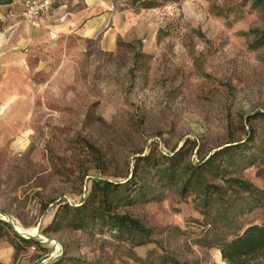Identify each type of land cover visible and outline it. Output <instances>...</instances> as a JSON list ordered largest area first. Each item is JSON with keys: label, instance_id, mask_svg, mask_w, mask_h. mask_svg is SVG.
Returning a JSON list of instances; mask_svg holds the SVG:
<instances>
[{"label": "rangeland", "instance_id": "374dc122", "mask_svg": "<svg viewBox=\"0 0 264 264\" xmlns=\"http://www.w3.org/2000/svg\"><path fill=\"white\" fill-rule=\"evenodd\" d=\"M60 1L72 12L84 0ZM10 3L0 6V219L38 243L16 250L0 238V264H227L217 243L264 223V0H101L135 14L112 50L66 19L49 41L22 17L24 0ZM177 151V178L161 177ZM215 153L218 173L186 188ZM96 181L130 182L94 199L144 233L54 222Z\"/></svg>", "mask_w": 264, "mask_h": 264}, {"label": "trees", "instance_id": "16d2710c", "mask_svg": "<svg viewBox=\"0 0 264 264\" xmlns=\"http://www.w3.org/2000/svg\"><path fill=\"white\" fill-rule=\"evenodd\" d=\"M1 3H10L11 0H0ZM145 7H150V5H145ZM264 43V33L262 37H260L256 45ZM242 145H234L232 147H227L223 150L224 155H230V150L233 148H240ZM180 151L175 152L172 156L168 158L170 165L167 167H157V170L160 172L161 177H166L168 179L177 178V172L175 170V166L179 164V155ZM219 153H215L206 160L202 162V164L198 166L191 167V171L189 173V177L184 180L185 187L191 186V180L194 178L199 186L201 183L199 181L200 177L203 176V173H218V163H217V155ZM138 161L149 162L150 155L139 156L137 158ZM138 161L136 165H138ZM151 163V162H149ZM198 167V168H197ZM133 180V179H132ZM135 180V179H134ZM136 182V181H134ZM134 187L137 186V182L134 183ZM130 182L125 181L124 183H113L110 181H96L93 183V188L90 190L88 197L84 199L81 204L76 206H71L68 204L63 205V210L65 215H69L67 217L63 216L59 220H57V216L54 222H62L65 220L66 225H70L75 229H86L89 227V224L95 220V218L100 219V229L104 228L112 229L115 231L127 230L129 232L136 231L139 233H144L145 229L140 223L134 219L130 218L126 215H112L107 212L101 211V205L99 202H95L94 194L96 193V188L99 193L102 195L103 199L100 202H103L108 197V194L119 197L120 194L129 188ZM138 190L142 189L139 185ZM101 211V212H100ZM10 234L12 236H10ZM4 236L7 237L11 245L18 250L21 246V243H34L33 238H25L19 235L10 225L9 222L0 219V238ZM137 245L143 244V242L136 243ZM220 253L222 259L227 264H259V262H264V223L263 224H250L246 226L241 233L235 234L232 238L226 240H220L216 246Z\"/></svg>", "mask_w": 264, "mask_h": 264}, {"label": "crops", "instance_id": "0c3cea01", "mask_svg": "<svg viewBox=\"0 0 264 264\" xmlns=\"http://www.w3.org/2000/svg\"><path fill=\"white\" fill-rule=\"evenodd\" d=\"M26 2V0H24ZM58 3V4H57ZM11 3H2L0 6H8ZM65 3L54 0L51 8V22L53 29L59 37V28L64 25L62 20L70 24L74 30L83 36H94L99 31L102 33L101 44L105 50H112L116 46V36L127 34L131 25L134 23L135 14L128 11H114L109 5H102L101 0H84L82 7L75 11L62 10ZM25 7V3H24ZM22 7L21 15L24 17ZM92 11V12H91ZM47 33V29L32 24ZM67 26V25H66ZM5 35L0 32V36ZM49 37V41H55ZM4 43V42H3ZM1 43V45H3Z\"/></svg>", "mask_w": 264, "mask_h": 264}, {"label": "built area", "instance_id": "2783aa9c", "mask_svg": "<svg viewBox=\"0 0 264 264\" xmlns=\"http://www.w3.org/2000/svg\"><path fill=\"white\" fill-rule=\"evenodd\" d=\"M54 0H26L24 7V19L26 22L41 26L48 30L49 37L54 40L58 38L53 29L51 20V8Z\"/></svg>", "mask_w": 264, "mask_h": 264}, {"label": "water", "instance_id": "95a60500", "mask_svg": "<svg viewBox=\"0 0 264 264\" xmlns=\"http://www.w3.org/2000/svg\"><path fill=\"white\" fill-rule=\"evenodd\" d=\"M19 235H21L22 237H25V238H32L33 236L31 234H28V233H22L20 232L18 229H14Z\"/></svg>", "mask_w": 264, "mask_h": 264}, {"label": "bare ground", "instance_id": "6f19581e", "mask_svg": "<svg viewBox=\"0 0 264 264\" xmlns=\"http://www.w3.org/2000/svg\"><path fill=\"white\" fill-rule=\"evenodd\" d=\"M26 231V230H25ZM22 232V231H21Z\"/></svg>", "mask_w": 264, "mask_h": 264}]
</instances>
